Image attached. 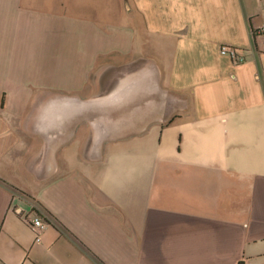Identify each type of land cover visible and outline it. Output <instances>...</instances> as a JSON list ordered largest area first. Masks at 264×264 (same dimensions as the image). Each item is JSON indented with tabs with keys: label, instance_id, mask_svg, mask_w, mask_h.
<instances>
[{
	"label": "crops",
	"instance_id": "obj_1",
	"mask_svg": "<svg viewBox=\"0 0 264 264\" xmlns=\"http://www.w3.org/2000/svg\"><path fill=\"white\" fill-rule=\"evenodd\" d=\"M0 264H264V0H0Z\"/></svg>",
	"mask_w": 264,
	"mask_h": 264
},
{
	"label": "built area",
	"instance_id": "obj_2",
	"mask_svg": "<svg viewBox=\"0 0 264 264\" xmlns=\"http://www.w3.org/2000/svg\"><path fill=\"white\" fill-rule=\"evenodd\" d=\"M222 53L230 54L232 58H234L236 61H239V62L245 61V56L238 55L236 50H234L230 46H223ZM43 222H44L43 219L40 218L39 216H35L33 221H31V227L37 233L36 240L39 242H41V238H40L41 232L46 228V224H44Z\"/></svg>",
	"mask_w": 264,
	"mask_h": 264
}]
</instances>
